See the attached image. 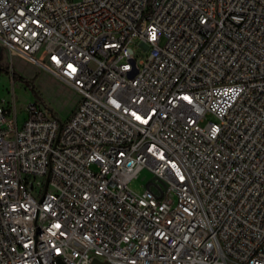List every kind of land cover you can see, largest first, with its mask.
<instances>
[{
    "label": "built area",
    "instance_id": "1",
    "mask_svg": "<svg viewBox=\"0 0 264 264\" xmlns=\"http://www.w3.org/2000/svg\"><path fill=\"white\" fill-rule=\"evenodd\" d=\"M0 48L79 95L0 101V264H264V0H0Z\"/></svg>",
    "mask_w": 264,
    "mask_h": 264
},
{
    "label": "rangeland",
    "instance_id": "2",
    "mask_svg": "<svg viewBox=\"0 0 264 264\" xmlns=\"http://www.w3.org/2000/svg\"><path fill=\"white\" fill-rule=\"evenodd\" d=\"M134 52L138 61L143 59V50L134 48ZM78 100L79 95L73 87L63 84L52 74L20 56H14L10 62L6 52L0 48V101L3 104H15L20 125L26 118L25 108L30 103H39L55 118L65 121ZM152 180L153 174L144 168L129 183V189L142 193L144 186Z\"/></svg>",
    "mask_w": 264,
    "mask_h": 264
},
{
    "label": "water",
    "instance_id": "3",
    "mask_svg": "<svg viewBox=\"0 0 264 264\" xmlns=\"http://www.w3.org/2000/svg\"><path fill=\"white\" fill-rule=\"evenodd\" d=\"M94 263H95V264H108V263H106V262H98V261H96V260L94 261Z\"/></svg>",
    "mask_w": 264,
    "mask_h": 264
},
{
    "label": "trees",
    "instance_id": "4",
    "mask_svg": "<svg viewBox=\"0 0 264 264\" xmlns=\"http://www.w3.org/2000/svg\"><path fill=\"white\" fill-rule=\"evenodd\" d=\"M73 111V110H72Z\"/></svg>",
    "mask_w": 264,
    "mask_h": 264
}]
</instances>
